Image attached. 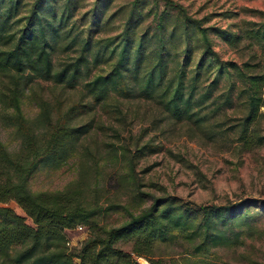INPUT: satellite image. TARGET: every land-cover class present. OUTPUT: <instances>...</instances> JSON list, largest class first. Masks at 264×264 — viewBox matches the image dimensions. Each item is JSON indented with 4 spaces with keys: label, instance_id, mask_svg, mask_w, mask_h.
Returning a JSON list of instances; mask_svg holds the SVG:
<instances>
[{
    "label": "trees",
    "instance_id": "1",
    "mask_svg": "<svg viewBox=\"0 0 264 264\" xmlns=\"http://www.w3.org/2000/svg\"><path fill=\"white\" fill-rule=\"evenodd\" d=\"M116 1L0 0L2 122L18 139L15 150L0 139V259L9 264H143L138 258L161 264L154 259L158 242L182 236L193 254L203 255L219 243H236L254 217L252 200L202 206L171 194L153 196L149 206L133 211L148 201L136 168L156 152L149 142L137 141L135 152L120 147L124 172L117 182L135 194L131 204H89L82 182L60 191L31 190L39 169L58 170L88 151L86 138L104 123L94 117L84 122V116L99 110L123 115V100L153 102L213 143L235 142L239 151L264 145V65L224 59L216 48L217 40L239 52L248 40L264 48L263 10H252L258 21L222 27L206 25L175 0ZM40 81L81 87L82 96L64 109L59 94L51 102L36 91L38 112L29 117L23 98ZM110 211H124L127 219L101 226L99 216ZM80 225L92 232L71 247L67 232ZM125 240L130 251L117 246Z\"/></svg>",
    "mask_w": 264,
    "mask_h": 264
},
{
    "label": "rangeland",
    "instance_id": "2",
    "mask_svg": "<svg viewBox=\"0 0 264 264\" xmlns=\"http://www.w3.org/2000/svg\"><path fill=\"white\" fill-rule=\"evenodd\" d=\"M92 1V0H90ZM132 0H117L123 4ZM183 4L194 17L203 19L206 25L229 27L242 19L258 21L252 10L264 11V0H175ZM228 13H232L230 17ZM232 29H235L234 27ZM216 48L224 59L240 62L251 59L252 63L264 65V48L253 41L242 43L236 51L221 41ZM44 95L54 102L55 95L65 98L64 109L69 103L81 98V87L77 90L52 87L50 82L40 81L28 90L23 98V108L29 117L38 112L33 102L34 93ZM264 112V107L261 109ZM5 109L0 104V139L11 150L18 147L13 130L5 126L2 116ZM123 115H110L97 111L95 115L84 116V122L94 117L97 125L85 140L88 149L81 155L73 156L60 169L43 167L30 182L34 192L60 191L72 184H86V201L96 207L107 208L112 204H131L134 193L117 182L118 172H124L119 161L121 145L151 143L156 152L141 158L136 168V178L141 191L148 194V201L132 210L139 212L151 203L153 196L165 194L178 196L197 205H232L252 200L253 218L250 226L243 231L236 243H219L203 255L193 254V246L180 236L158 242L154 259L161 264H264V145L250 151H239L236 144L211 142L186 125L173 122L157 105L145 100H123ZM264 132V113L261 117ZM114 149V150H112ZM84 160L85 165L81 162ZM9 205L25 215L14 201ZM127 219L124 211H110L99 216L101 226H118ZM30 221V220H28ZM91 228V232H92ZM89 229L67 232L71 247L80 246L90 235ZM130 251L132 243L122 241L117 245ZM149 264L144 258H138ZM0 264H9L0 259Z\"/></svg>",
    "mask_w": 264,
    "mask_h": 264
},
{
    "label": "built area",
    "instance_id": "3",
    "mask_svg": "<svg viewBox=\"0 0 264 264\" xmlns=\"http://www.w3.org/2000/svg\"><path fill=\"white\" fill-rule=\"evenodd\" d=\"M83 229H84V227L80 225V226H77L74 230L81 231V230H83ZM69 231H70V230H69ZM68 245L71 246V245H70V241H68Z\"/></svg>",
    "mask_w": 264,
    "mask_h": 264
}]
</instances>
